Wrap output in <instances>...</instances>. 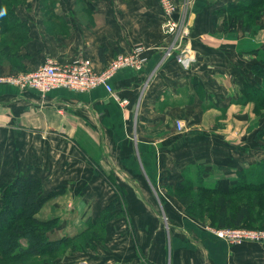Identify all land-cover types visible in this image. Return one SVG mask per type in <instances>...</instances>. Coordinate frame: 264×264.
I'll return each mask as SVG.
<instances>
[{"label": "crops", "instance_id": "crops-1", "mask_svg": "<svg viewBox=\"0 0 264 264\" xmlns=\"http://www.w3.org/2000/svg\"><path fill=\"white\" fill-rule=\"evenodd\" d=\"M236 1H191L182 16L192 38L188 70L162 58L171 39L156 0L4 1L0 77L47 59L84 58L100 72L137 46L146 57L141 70L114 75L117 99L101 86L40 94L0 82V183L21 169L41 180L34 218L54 220L50 241L68 239L24 264H209L165 189L177 184L194 136L217 131L212 117L250 104L241 86L261 82L249 69L264 53V29L232 33L215 24Z\"/></svg>", "mask_w": 264, "mask_h": 264}, {"label": "rangeland", "instance_id": "rangeland-1", "mask_svg": "<svg viewBox=\"0 0 264 264\" xmlns=\"http://www.w3.org/2000/svg\"><path fill=\"white\" fill-rule=\"evenodd\" d=\"M171 1L175 4L174 0ZM191 1L180 0L179 6L175 4L177 6L175 17L187 16L191 8ZM158 6L160 7V5ZM262 9L258 20L249 25V31L254 26L264 29L261 24L264 6ZM236 10L223 11L224 14L221 17L219 16L221 19L218 18L219 22L217 21L215 24H218L219 28L222 26V28L232 33H235L238 29L247 32L244 29L243 22L240 19L237 21L235 17L239 14ZM161 16L163 18L162 10ZM191 40L190 37L189 46L193 58ZM261 57L259 55L258 61L261 60ZM262 62L264 63V60ZM254 72L262 74L260 68ZM257 79L258 84L260 78ZM209 102L211 103L210 99ZM244 104L239 102L240 109H224V111H219L216 117H212L211 123L214 126L212 125L211 129L217 131L209 129L201 135L194 136L196 146L193 147L192 151L184 152L188 163L183 167L180 178L176 182L183 185L184 192L180 193L176 190L165 189L168 193L176 196V203L179 204L177 207H183L184 214L178 217L184 219L183 223L187 228V232L201 240L202 245H204V259L209 264H264L263 215L258 216L253 223H246L242 228H228L234 230V232H229L225 238L218 237L216 231L220 229L213 224L214 218L212 216L216 204L214 201L219 195H217L218 193H206L200 188L201 185L212 188L221 180H227L229 183L235 184L238 182L237 172L241 169L246 170L249 174L258 171L260 165L264 169V101L256 104L254 102ZM189 138L188 135H183L182 141ZM259 163L262 164L259 165ZM17 172V176L29 175L26 169ZM249 174L245 182L255 178V176L251 178ZM17 176L11 181L0 183V186L12 184ZM251 195L247 190H244L234 197L230 196V198L233 201L241 202L242 199H248V196ZM25 197L26 195L22 194L17 199V203L23 202ZM246 235L259 236L262 239L255 240V237L251 239L247 238ZM21 246H25L23 241H21ZM2 263L5 264L7 261L4 260ZM18 263L17 260L12 262V264Z\"/></svg>", "mask_w": 264, "mask_h": 264}, {"label": "trees", "instance_id": "trees-1", "mask_svg": "<svg viewBox=\"0 0 264 264\" xmlns=\"http://www.w3.org/2000/svg\"><path fill=\"white\" fill-rule=\"evenodd\" d=\"M4 1L0 0V13H3L1 17L5 16L4 13L7 14ZM263 6L264 0H239L229 4L224 11L237 9L239 14L235 17L237 21L240 19L243 22L245 31H248L249 25L258 20ZM2 26L0 21V29ZM261 56L264 57V53ZM262 57L249 69L250 73L260 78L261 84H242L241 97L244 102L256 104L264 101V63L262 62L264 58ZM259 68L261 75L254 72ZM237 173L238 182L235 184L221 180L212 188L205 185L200 187L206 193L219 195L214 201L216 204L213 208V224L219 229L242 228L246 223H253L258 216L263 215L262 226H264V169L260 165V169L254 171V174H249L243 169ZM248 174L251 178L254 176L255 178L245 182ZM182 187L183 185L178 182L173 190L183 193ZM41 190V180L25 174L17 176L12 184L0 186V264H3L4 260L7 261L5 264H12L16 260L18 264H24L26 258L44 253L52 254L62 242L68 241L66 238L58 242L50 241L47 232L55 224L54 220L39 222L34 218L43 202V198L40 197ZM244 190L252 194L248 199L237 202L230 198ZM22 194L26 197L19 204L17 199ZM21 241L26 242V247L21 246Z\"/></svg>", "mask_w": 264, "mask_h": 264}, {"label": "built area", "instance_id": "built-area-1", "mask_svg": "<svg viewBox=\"0 0 264 264\" xmlns=\"http://www.w3.org/2000/svg\"><path fill=\"white\" fill-rule=\"evenodd\" d=\"M156 1L163 14L162 32L171 39L162 52V58L163 60L173 58L179 66L188 70L192 63L189 46L190 30L186 27L182 15L175 17L177 6L171 0ZM144 52L145 49L137 46L129 53L117 55L109 60L100 72L95 71L90 60L84 58L73 60L66 65H59L53 60L47 59L35 71H24L8 77H0V82L17 86L20 89H33L40 94H46L58 88L81 93L101 86L109 95L117 99L115 92H113L111 80L120 70H141L146 61ZM176 128L178 131L182 129V124L178 121ZM229 232H234V230L220 229L216 231V234L218 237L225 238ZM246 237L251 239L255 237V240L262 239V237L252 235H246Z\"/></svg>", "mask_w": 264, "mask_h": 264}, {"label": "clouds", "instance_id": "clouds-1", "mask_svg": "<svg viewBox=\"0 0 264 264\" xmlns=\"http://www.w3.org/2000/svg\"><path fill=\"white\" fill-rule=\"evenodd\" d=\"M0 15H3V13H0Z\"/></svg>", "mask_w": 264, "mask_h": 264}]
</instances>
